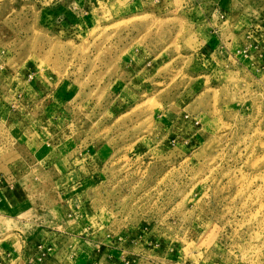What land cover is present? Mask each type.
I'll return each mask as SVG.
<instances>
[{
	"label": "rangeland",
	"instance_id": "1",
	"mask_svg": "<svg viewBox=\"0 0 264 264\" xmlns=\"http://www.w3.org/2000/svg\"><path fill=\"white\" fill-rule=\"evenodd\" d=\"M0 176V264H264V0H0Z\"/></svg>",
	"mask_w": 264,
	"mask_h": 264
},
{
	"label": "crops",
	"instance_id": "2",
	"mask_svg": "<svg viewBox=\"0 0 264 264\" xmlns=\"http://www.w3.org/2000/svg\"><path fill=\"white\" fill-rule=\"evenodd\" d=\"M2 177H3V176H0V179H1V180H0V183H1V184L4 183V181H2ZM12 188H13V187L4 186V187H2V190H3V191H7V190L9 191V189L12 190ZM0 190H1V188H0ZM1 195H2V196L0 197V201H2V200L4 201V200H6V199L8 198V197L6 198V196H5V198H4L3 193H2ZM14 195H15V197H16V194H14ZM12 196H13V195H12ZM15 199H16V198H15Z\"/></svg>",
	"mask_w": 264,
	"mask_h": 264
},
{
	"label": "built area",
	"instance_id": "3",
	"mask_svg": "<svg viewBox=\"0 0 264 264\" xmlns=\"http://www.w3.org/2000/svg\"><path fill=\"white\" fill-rule=\"evenodd\" d=\"M1 180V179H0Z\"/></svg>",
	"mask_w": 264,
	"mask_h": 264
}]
</instances>
